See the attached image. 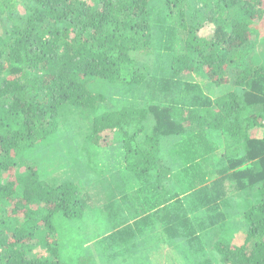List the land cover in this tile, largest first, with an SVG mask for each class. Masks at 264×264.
Here are the masks:
<instances>
[{
    "label": "trees",
    "instance_id": "1",
    "mask_svg": "<svg viewBox=\"0 0 264 264\" xmlns=\"http://www.w3.org/2000/svg\"><path fill=\"white\" fill-rule=\"evenodd\" d=\"M20 1L0 0V264H93L60 258L54 218L115 222L93 200L102 182L110 195L134 180L161 195L143 198L149 232L166 222L167 238L188 236L209 264L203 229L221 235L210 239L219 264H264V53L251 43L264 0ZM116 133L121 161L102 168L92 156ZM59 135L90 158L91 194L22 159ZM236 216L242 246L228 236ZM148 246L129 252L149 258Z\"/></svg>",
    "mask_w": 264,
    "mask_h": 264
},
{
    "label": "rangeland",
    "instance_id": "2",
    "mask_svg": "<svg viewBox=\"0 0 264 264\" xmlns=\"http://www.w3.org/2000/svg\"><path fill=\"white\" fill-rule=\"evenodd\" d=\"M27 2V0L20 1L19 7H24ZM212 29V26L207 25L202 29L200 35L209 37ZM256 31L251 43L255 51L261 56L264 53V20L256 26ZM230 69L229 76L231 77L235 75L234 72L237 68ZM190 80H192L191 76ZM96 88H99V86H96ZM223 88V93L231 90L230 85ZM114 138L115 144L113 147L100 150V155L96 153L92 156L93 159H96L94 161H101L102 168L109 162L118 163L121 161V157L118 156L121 152L118 147L121 143V135L116 133ZM43 146V148L41 145L34 148V150L27 151L22 159L29 160L39 168L41 170L40 175L42 176L43 173V178L51 183L61 184L66 180H73L81 185L84 190L90 194L92 193V180L96 179V174L91 169V165H86L90 161L89 157L82 156L77 151L75 155L70 152V147L73 146L71 135L68 137L59 135L53 141L46 140ZM94 163L92 162V164ZM99 177L102 181L105 180L100 174ZM101 185L103 194L93 200V203L96 204L94 206H98V208L103 206L115 207L118 210L116 221L110 223L104 214L94 215V218L87 214L83 220L75 225L72 220H68L63 214L55 216L53 224L57 231V238L60 243V258L62 260L69 262L87 258L93 264H203L201 258L199 256L195 257L192 248L185 244L189 241L188 236L182 235L178 240L167 238L166 222H163L164 228L156 227L157 230L153 232L146 230L148 220L141 219L147 215L144 213L147 206H144L143 198L145 195L150 196L155 203L157 198H161L160 194L151 191L148 187H140L135 180L126 182V186L124 185L121 189L113 187L110 195L105 190V183L102 182ZM108 196L112 197L108 198ZM103 198L106 200L102 201ZM107 198L111 200H107ZM153 208H156L155 205ZM153 210L155 209L151 211ZM229 221L232 222V231H229L228 234L231 244L245 245L246 229L241 217H232L229 218ZM114 233L116 236H114ZM199 235L202 244L200 247L197 246L196 249H203V261H209V264H219V257L210 242L212 236L219 234L209 236L202 229ZM189 236L192 239L191 234ZM141 240L150 245L148 246L150 249L149 258L148 253L145 251L129 252L134 248V244ZM158 241L160 243L157 245ZM44 253L45 250L39 248L31 253V256ZM68 258L73 259L68 260ZM206 264L208 263L206 262Z\"/></svg>",
    "mask_w": 264,
    "mask_h": 264
}]
</instances>
